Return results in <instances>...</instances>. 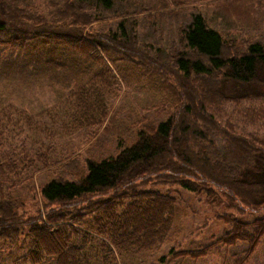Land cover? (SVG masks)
I'll use <instances>...</instances> for the list:
<instances>
[{
	"label": "trees",
	"instance_id": "trees-1",
	"mask_svg": "<svg viewBox=\"0 0 264 264\" xmlns=\"http://www.w3.org/2000/svg\"><path fill=\"white\" fill-rule=\"evenodd\" d=\"M119 1L46 0L48 8L44 10L36 5V0L32 3L0 0V55L9 51L27 53L34 46L40 47L37 52L33 50L32 62L14 67L13 71L19 74L29 71L37 80L42 72L67 85L69 90L57 106L69 110V113L64 110V115L85 109L94 100L88 117L82 120L86 127L100 128L108 118V122H113L118 115L119 108L112 109L109 105L112 103L95 102L96 98L105 100L104 96L118 95L120 83L113 72L116 56L128 66L157 73L165 81L175 71L183 81L176 85L168 82L178 104L166 120L158 125H145L137 133V141L123 147L114 157L80 161L73 154L75 159L68 156L59 160L57 164L81 165L74 175L58 176L34 186L29 199L22 196L21 187L29 188L28 180L42 168L50 167L43 160L45 156L39 158L40 168L37 160L18 156L13 149L8 153L0 150L1 249L26 245L28 251L20 260L22 264H116V254L123 257L127 252L157 249L173 231L177 198L170 193L162 195L139 189L163 184L202 194L241 215L248 212L262 215L244 223L229 219L230 214L221 215L230 220L232 227L223 232L218 238L221 244L217 245L246 243L254 251L264 236V141L238 132L234 125L219 117L220 111L210 104V94L192 84V78L216 80L217 94L222 100L228 99L224 97L227 92L222 91L223 84L233 86L231 93L249 96L252 87H264V42H251L243 52H232L233 42L211 28L202 14L192 13L182 27L183 50L175 56H164L167 61L169 58L171 67L166 71L157 67L156 61H150V56L152 59L156 55L163 59L161 49L152 52L155 48L137 40L143 24L139 17L145 11L114 10ZM100 6L114 13L102 17ZM103 19H117L116 25L100 31L96 25ZM86 46L94 56H83ZM74 52H81L82 56H75ZM86 65L88 72L94 65L103 72L95 75V68L87 83L82 84ZM2 75L6 81L9 74ZM13 77L22 85V76ZM6 88L3 82L1 93H8ZM25 123L31 124L32 117L18 109L0 108V142L9 141L6 135L12 131L11 127L16 129ZM74 126L83 125L77 122ZM65 128L66 124L62 123V133L66 132ZM46 131L48 127L41 129V133ZM27 140H30L28 136L21 143L22 149L32 148L26 145ZM151 197H154L152 201ZM140 199L156 207L151 206L148 211L155 215L153 219H145L146 211L135 205ZM116 200L123 202L117 207L122 211L116 212L121 223L106 224L107 209ZM132 228L131 234L118 236V232ZM106 236L109 238L104 240ZM200 244H189L193 248L198 246V250L177 253L197 257L214 246L202 249Z\"/></svg>",
	"mask_w": 264,
	"mask_h": 264
},
{
	"label": "rangeland",
	"instance_id": "rangeland-1",
	"mask_svg": "<svg viewBox=\"0 0 264 264\" xmlns=\"http://www.w3.org/2000/svg\"><path fill=\"white\" fill-rule=\"evenodd\" d=\"M30 1L33 2V0ZM36 5L44 10L48 8L46 0H36ZM114 10L145 11V14L141 13L139 17V21L143 24L139 29L140 35H137V40L140 44L155 48L152 52L161 49L163 59H161L162 56L156 55L152 56V59L150 56V61L151 63L156 61V66H161L164 70L167 69L166 71H170L171 67L168 63L169 58L167 61L164 56H175L183 50L182 27L192 13L202 14L211 28L217 30L223 38L233 42L235 46L231 48L232 52H243L246 45L251 42H264V0H120L114 6ZM113 13L114 11H106L102 6L99 7V14L102 17ZM116 20L104 21L103 19L96 27L100 31H106L108 27L116 25ZM4 36L8 35L4 34ZM32 49L37 52L40 47L34 46ZM33 50L28 49L27 53L9 51L0 55L2 56L0 86L4 82V87L6 86L8 91V93L0 91V108L18 109L32 117L31 124L25 123L16 129L11 127L12 131L6 135L9 141L0 142V150L8 153L10 149H13L18 156H27L32 160H37L40 168L42 161H39V158L45 156L43 160L50 165L40 171L36 170L33 179L28 180L29 188L22 185L21 193L25 199L30 198V192L34 186L38 187L58 176L74 175L77 173V166L81 165H77V162L73 166H69L68 162L57 164L59 160L68 156L73 157L71 156L73 154L80 161L85 158L102 160L116 156L123 147L132 146L137 141V133L141 128L147 124L158 125L166 120L174 109L177 98L168 82L174 85L179 82L183 83L175 71L170 72L169 81H165L157 73L151 70H140L134 65L128 66L116 56L114 58L117 64L114 65L113 72L120 83L118 95L116 98L104 96L105 100L96 98L95 102L99 105L103 101L112 103L109 104L112 109L117 111L119 108L118 115H115L113 122H108V118L100 128L98 126L86 127L83 122L88 117L94 100L85 105L88 106L87 108H81L78 112L71 111L68 116L64 115L66 111L69 113V110L57 109V106L61 105L64 100L63 95L69 90L67 85H61L57 77L42 75V72L37 80V77L29 71H25L24 74L13 71L14 67L32 62L30 56H35L32 53ZM73 54L82 56L81 52ZM91 54L94 56L90 47L86 46L83 56H91ZM17 56L28 57L20 59ZM95 68L96 71H94ZM98 68L94 65L88 72V65H86L82 84L87 83L89 74L93 71L95 75L103 72L97 70ZM3 72L9 74L6 81L2 75ZM14 75L22 76V85L14 80ZM49 77L52 79V86L49 83ZM192 79V84L198 85L203 90L206 89L205 91L210 94L208 96L210 104L220 111L218 112L219 117L222 116L223 120L234 125L238 132L253 138L258 137L264 141V87L254 86L249 96H243L236 91L231 93L230 91L233 90L231 84H223L222 91L227 92L224 97L228 99L222 100V97L220 98L217 94L219 84L216 80L196 76ZM9 82L11 85H6ZM77 122L82 123L83 126L76 128L74 125ZM62 123L66 124L64 133L61 131ZM35 126L38 128L35 133H32ZM46 127L49 131L41 133V129ZM12 132L16 136H13ZM26 136L30 138L26 141V145L32 148L22 149L21 143ZM142 190H151L162 195L170 193L177 198L173 231L157 249L127 252L123 257L116 254V264H264V236L254 251L246 243H239L235 246L217 245L221 244L218 238L232 227L230 220L221 215L230 214L229 219H239L243 223L251 222L262 215L249 212L241 215L236 210L226 208L224 203L212 201L202 194L187 192L176 185H149L139 189V191ZM152 198L154 197L149 198L150 201L153 200ZM120 200L112 202L111 208L107 209L109 213L107 219L104 218L106 215L102 216L106 224L121 223L119 219L121 216L116 213L122 211L117 208L118 205L123 204ZM134 203L141 209L143 208L144 212L146 211L145 219L154 218V214L148 213L153 205L148 206L142 199ZM153 208L156 209L155 206ZM147 225L145 227L148 229ZM133 231L134 228L129 229L128 232H118V236L124 233L129 235ZM107 237H104V240H107ZM198 243H201L202 249L206 246H214L213 249H207L204 255L200 254L197 257L187 253H177L198 250V246L189 247L191 246L189 244ZM27 251L26 245H17L3 250L0 247V261L2 264H22L20 260L27 254ZM25 264L32 263L26 262Z\"/></svg>",
	"mask_w": 264,
	"mask_h": 264
}]
</instances>
